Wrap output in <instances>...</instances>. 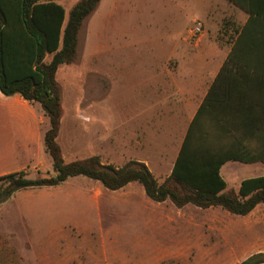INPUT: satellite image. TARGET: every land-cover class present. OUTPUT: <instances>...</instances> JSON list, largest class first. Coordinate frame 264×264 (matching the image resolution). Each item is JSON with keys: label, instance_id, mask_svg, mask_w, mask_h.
<instances>
[{"label": "crops", "instance_id": "obj_1", "mask_svg": "<svg viewBox=\"0 0 264 264\" xmlns=\"http://www.w3.org/2000/svg\"><path fill=\"white\" fill-rule=\"evenodd\" d=\"M157 1L161 2L160 6L163 8H176L170 22L161 23L163 21L154 18V15H157ZM66 13L68 14L67 11ZM247 17L248 14L243 9L229 0H156L154 4L153 0H100L95 11L89 16L90 24L99 22L107 30L178 32L175 38L158 41L166 47L159 55H154L150 50L145 51L144 48L141 52L131 50L140 44L133 41V35H127L130 38L125 45L111 44L104 40H99L96 45L109 52L97 55L100 61L149 64L143 86L133 87L130 103L126 102L127 121L136 128L133 130L136 136L130 139L127 147L136 151V155H132L130 160L144 162L156 178L162 175V172L157 175L150 167L146 150L151 142L146 136L145 128L151 129L153 133L156 131V134L163 129L167 135L166 139H162L163 147L156 156L160 163L163 162L166 166L162 180L164 181L172 172L191 123L228 59L233 38L229 40L226 35L227 20H232L230 22L234 28L233 37ZM196 20L202 22L203 32L197 40H193L189 36V28ZM181 21H184L181 27L179 24L172 25L173 22ZM130 41L133 42L129 43ZM147 47L149 49V46ZM261 89L255 78L248 73L245 78L235 79L230 86L221 90L218 94L220 98L215 103L220 109L224 108V113L230 114L232 124L239 126L244 118L246 100L252 96L253 102H260ZM198 117L201 126H207L211 118L208 112ZM222 120L223 118L221 122ZM89 121H82L79 125L80 132L85 137L84 149L90 153L76 159L99 155L95 148L99 134L95 129L96 121ZM62 126L63 118L57 137L60 145ZM138 126L142 127L140 138L137 136ZM48 127L49 119L38 103H29L18 94L7 96L0 91V176L24 170L28 166H41L48 155L44 148V134ZM91 136L94 142H89ZM214 142L217 140L214 139ZM222 142L228 143V138ZM23 157L29 158V162L19 169L6 170L7 160ZM166 159L169 160L168 164ZM239 167H242L243 171ZM244 171L248 174L243 175ZM220 173L226 182L225 190H238L245 178L264 175V162L229 160L221 166ZM68 179L56 186L67 185ZM123 189H137L141 197L145 196L141 203L135 201L131 205L134 208L131 215L136 217L140 214L141 226L152 235L151 237L159 232L160 235L163 234L176 242L174 245L161 242L153 246L151 250L154 255L171 256L170 260H177L180 264H189L187 262L193 258L196 262L205 264H239L255 253L264 252L263 203L257 204L245 215H238L222 206L202 208L188 203L178 207L170 199L153 201L146 195L143 186L136 181L115 192ZM138 206L143 208L141 212H137ZM158 264H161V261Z\"/></svg>", "mask_w": 264, "mask_h": 264}, {"label": "trees", "instance_id": "obj_2", "mask_svg": "<svg viewBox=\"0 0 264 264\" xmlns=\"http://www.w3.org/2000/svg\"><path fill=\"white\" fill-rule=\"evenodd\" d=\"M229 1L248 14L247 20L232 37L228 59L191 123L170 176L159 182L149 167L137 160L122 166L104 163L99 155L66 161L57 141L64 114L57 71L77 59L79 31L100 0H78L68 14L58 0H0V91L7 96L18 94L41 106L49 119L44 148L54 172H38L30 178L20 170L2 176L0 204L19 190L56 186L79 175L112 191L136 181L151 200L170 199L178 207L188 203L202 208L222 206L245 215L257 204H264V175L245 178L238 190H225L220 173L229 160L264 162V0ZM248 73L262 88L261 100L253 102L249 96L243 121L237 126L215 102L221 90ZM204 112L211 116L207 126L198 121ZM226 138L229 142H222ZM261 262L264 252L239 264Z\"/></svg>", "mask_w": 264, "mask_h": 264}, {"label": "rangeland", "instance_id": "obj_3", "mask_svg": "<svg viewBox=\"0 0 264 264\" xmlns=\"http://www.w3.org/2000/svg\"><path fill=\"white\" fill-rule=\"evenodd\" d=\"M58 1L69 12L78 0ZM155 2L153 0V4ZM160 4L157 1V15L154 18L163 21L161 23H168L176 8H163ZM89 16L78 34L77 59L73 63L61 65L57 71L64 109L59 141L66 161L88 155L90 152L84 149L85 137L80 132L79 124L87 120L96 121L95 129L99 134L95 148L101 160L121 166L132 155H136V151L127 147L130 139L136 136L133 131L136 128L127 121L126 102L130 103L133 87L143 86L149 64L100 61L96 56L109 52L96 46L97 42L104 40L125 45L130 38L127 35H133V41L140 44L131 50L141 52L144 48L159 55L166 47L158 41L175 38L178 32L107 30L99 22L90 24ZM183 22H173L172 25L179 24L181 27ZM228 22L225 24L228 30L226 35L231 40L234 28ZM50 57L51 54L47 59ZM141 128L137 127L139 138ZM145 131L151 142L146 150L150 167L157 175L162 172V175L157 176L162 182L166 166L156 156L163 147L162 139H166L167 135L163 129L157 134L147 127ZM89 142H94L92 136ZM29 160L26 157L7 160L5 168L19 169ZM166 162L168 164L169 160L166 159ZM239 168L243 171L242 167ZM24 170L30 178L36 177L38 172L45 174L49 171L54 174L48 155L41 166H28ZM245 174L248 173L244 171ZM2 176L0 185L4 183ZM68 182L64 186L22 189L0 204V264H158L160 261L161 264H180L177 260H170L171 256L154 255L152 252L151 248L161 242L166 245L176 242L159 232L151 237L141 226L140 214L136 217L131 215L134 209L131 205L135 201L141 203V199L145 198L141 197L137 189H130L136 192L128 189L110 191L83 175L70 177ZM142 209L136 207L137 212ZM187 263L198 262L193 258Z\"/></svg>", "mask_w": 264, "mask_h": 264}, {"label": "built area", "instance_id": "obj_4", "mask_svg": "<svg viewBox=\"0 0 264 264\" xmlns=\"http://www.w3.org/2000/svg\"><path fill=\"white\" fill-rule=\"evenodd\" d=\"M203 32V24L200 20H196L189 28V36L193 40H197Z\"/></svg>", "mask_w": 264, "mask_h": 264}]
</instances>
